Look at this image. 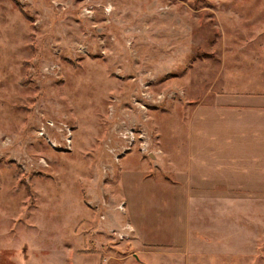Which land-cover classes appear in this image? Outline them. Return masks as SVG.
Returning <instances> with one entry per match:
<instances>
[{"label": "rangeland", "instance_id": "obj_1", "mask_svg": "<svg viewBox=\"0 0 264 264\" xmlns=\"http://www.w3.org/2000/svg\"><path fill=\"white\" fill-rule=\"evenodd\" d=\"M222 81L264 91V0H0V264H264V184L144 231Z\"/></svg>", "mask_w": 264, "mask_h": 264}, {"label": "crops", "instance_id": "obj_2", "mask_svg": "<svg viewBox=\"0 0 264 264\" xmlns=\"http://www.w3.org/2000/svg\"><path fill=\"white\" fill-rule=\"evenodd\" d=\"M212 89L209 94L215 95L208 101L190 105V116L185 121L189 161L172 166L175 168L170 173L174 180L155 181L147 174L148 169L142 172L141 178H146L150 187L160 184L157 186L160 192L149 196L159 199L163 192L161 203H167V211L164 207L162 215L156 212L145 217L144 231L150 236L154 232L152 237L174 235L177 213L183 204L193 210L208 211L211 206L216 207L219 215L228 221L231 218L228 214L232 215L230 191L246 189L242 185L246 183L257 184L256 189L263 187L264 168L262 161L259 162L264 157V91L231 86L226 81L214 92ZM161 156L163 168L167 164L164 158L168 160L170 155L164 151ZM154 166L159 167L155 163Z\"/></svg>", "mask_w": 264, "mask_h": 264}, {"label": "built area", "instance_id": "obj_3", "mask_svg": "<svg viewBox=\"0 0 264 264\" xmlns=\"http://www.w3.org/2000/svg\"><path fill=\"white\" fill-rule=\"evenodd\" d=\"M50 125H53L54 123L53 122H49ZM72 144H73V139L71 136H68L66 139H65V142H64V147L67 149V150H71L72 149ZM55 147H59L62 148V144H58V143H55L54 145Z\"/></svg>", "mask_w": 264, "mask_h": 264}]
</instances>
